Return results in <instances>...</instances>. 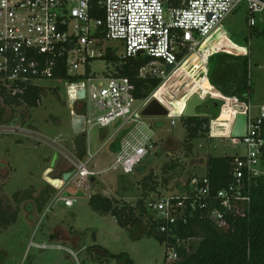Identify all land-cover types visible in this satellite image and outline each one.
<instances>
[{"label":"built area","instance_id":"obj_1","mask_svg":"<svg viewBox=\"0 0 264 264\" xmlns=\"http://www.w3.org/2000/svg\"><path fill=\"white\" fill-rule=\"evenodd\" d=\"M240 4L247 6L248 27H255V17L264 12V0H0V90L15 98L28 87H40L42 81H61L68 94L73 85L83 83V102L87 100L99 114L93 117L85 104L84 134L95 127L105 130L103 149L112 147L118 139V150L109 168L96 173L86 168L95 156L87 147L89 158L85 162L67 159L74 168L71 177L93 180L103 172L118 170L123 176L131 175L155 146L154 130L142 112L186 65L208 61L209 54L203 52L206 43ZM108 41L118 42L122 54L104 48ZM108 53L117 58H138L141 53L139 57L145 63L138 69V77L159 79L161 83L144 99L135 98L134 85L126 77L107 74L103 76L104 85L96 86L91 64L103 60L112 66L104 60ZM167 65L172 66L168 73ZM60 69L79 80L55 79ZM183 110L167 111L172 125ZM241 113L246 117L244 136L234 138L229 129V134L221 137L234 140L246 150L245 155L235 157L226 188L212 197L206 175H194L179 182L173 192L147 198L145 206L156 224L155 234L164 238L165 258L175 261V245L169 241L177 239L192 215L205 211L210 221L224 227L227 214L247 207L252 182L264 177V107L254 115L249 106L243 105ZM216 120L209 124L213 139L212 124ZM110 126L114 128L111 136L107 130ZM63 203L68 208L73 205L69 199ZM34 247L63 250L50 244ZM66 252L75 259V254Z\"/></svg>","mask_w":264,"mask_h":264},{"label":"rangeland","instance_id":"obj_2","mask_svg":"<svg viewBox=\"0 0 264 264\" xmlns=\"http://www.w3.org/2000/svg\"><path fill=\"white\" fill-rule=\"evenodd\" d=\"M255 22V27H248L247 6L240 4L222 22L218 30L221 37L208 41L203 49L209 57L225 52L249 58L251 91L245 107L249 106L254 115L260 107H264V41L258 35L264 31V12L255 17ZM104 48L112 49L119 55L123 52L119 43L114 41L105 42ZM198 63L186 65V69L170 79L148 106L153 105L155 111L158 108L167 115L169 110H185L187 102L196 96L202 104L195 108V116L211 118L217 115L212 124V137L216 139L210 137L209 128L203 137L191 142V152H188L186 127L181 118L174 117L175 124L172 125L166 115L148 117L146 121L155 133V146L139 166L142 167L139 171L135 170L128 176H123L119 170L107 171L94 177L93 181L80 176L75 179L70 177L61 190L51 194L40 212L33 209L36 212L34 215L29 209L20 208L16 222L0 234V264H118L103 255L101 249L107 250L110 255L125 253L133 264H173V260L164 256L165 245L153 235L133 240L110 213L94 212L89 206V198L100 195L110 199L118 208L127 206L135 209L144 195L150 198L156 193L173 192L179 182L194 175H205L206 161L210 156L245 155L243 146L235 145L234 140L221 138L229 134L226 131L233 129L235 116L242 114L243 105L223 98L211 88L207 80L208 61L205 60L202 65ZM91 70L98 86L104 85L103 76L112 74L114 67L103 60H96L91 64ZM39 84L43 95L36 108L3 105L0 96V166H4L0 168V197L7 200L20 190L32 188L36 194L43 190L47 185L44 177L49 168L53 170L64 163L67 170L74 172L67 161V157L74 154L71 149L74 136L71 131L73 108L70 109L65 85L61 81H42ZM85 104L93 117L99 115L87 100L79 102L76 111L85 108ZM213 120L210 119L209 124ZM107 130L109 136L114 132L112 126ZM103 132L106 133L95 127L85 135L89 153L95 154L86 166L88 171L102 172L113 162L112 150L102 147L100 136ZM88 158L87 154L82 161ZM54 174L51 172L48 177L53 178ZM150 175L151 178H148ZM144 181H148L149 185ZM153 186L155 191L150 193L148 189ZM66 199L73 201L72 207L64 206L63 200ZM25 210L29 211L28 219L23 212ZM135 214L139 212L136 210ZM148 217V213L143 217V232L151 228ZM49 232L60 240H50ZM135 233L139 236L141 232ZM64 235L75 239L78 248L85 249L77 255V262L69 258L66 250L34 247L59 244L70 249ZM192 242L197 243L195 240Z\"/></svg>","mask_w":264,"mask_h":264},{"label":"trees","instance_id":"obj_3","mask_svg":"<svg viewBox=\"0 0 264 264\" xmlns=\"http://www.w3.org/2000/svg\"><path fill=\"white\" fill-rule=\"evenodd\" d=\"M258 35L264 41V31ZM104 60L113 65V76L126 77L130 80L135 88L134 96L136 99L146 98L161 83L159 79H141L138 77V69L145 63L142 57L117 58L113 54L108 53ZM54 78L68 79L71 82L79 80L77 77H68L63 69L56 72ZM207 80L216 92L225 99L235 100L238 104L247 105L251 91L249 58L246 56H231L224 53L213 54L208 59ZM42 95V87H28L22 96L15 98L10 97L6 91L0 90V96L4 99L3 105L10 107L24 105L28 108H36ZM77 104L73 106L74 113L85 115L84 107L81 111H76ZM214 104L216 105V103ZM0 116H2V111H0ZM213 116L211 118L202 116L181 117V121L186 127L188 152H191V142L203 137L208 132L210 119L215 120L217 118L216 114ZM117 140L110 148L113 153L118 150ZM86 155L85 134L74 137L75 158L82 161ZM234 159L235 157L230 156H210L207 159L205 175L210 183L212 197L218 191L226 188L231 182ZM0 168L3 169L4 166H0ZM141 168H136V171ZM148 178H151V175ZM148 181H144L147 186L149 185ZM54 191L52 187L46 185L37 194L34 189L29 188L14 193L8 200L0 197V234L16 222L20 208H23V210L29 209L35 215L36 212H40L43 209ZM148 191L153 193L155 187H149ZM249 195L250 202L242 212H234L225 216L224 227H219L210 221L205 211L192 215L187 225L179 231L177 239L169 241V243L175 245L176 251V259L172 263L264 264V177L256 178L252 182ZM146 198L144 195L138 201L136 208L133 209L127 206L118 208L107 197L94 195L89 198V206L94 212L100 214L110 213L114 216L117 223L131 234L133 240H138L144 235H153L161 244H164V238L155 234L156 224L146 209ZM33 209H36V212ZM136 210L139 212L138 215L135 214ZM29 211H23L26 218L29 216ZM147 213L150 215L148 222L151 228L148 232H143L141 229L142 220ZM136 231L141 232L139 236H136ZM65 237L68 238L67 236ZM69 240L71 241L72 239L68 238ZM176 240H178V244ZM192 240L197 241V243H193ZM101 250L103 255L108 256L118 264H133V261L125 253L110 255L107 250Z\"/></svg>","mask_w":264,"mask_h":264},{"label":"water","instance_id":"obj_4","mask_svg":"<svg viewBox=\"0 0 264 264\" xmlns=\"http://www.w3.org/2000/svg\"><path fill=\"white\" fill-rule=\"evenodd\" d=\"M141 53L137 54V57L140 56ZM181 58V56H178V60ZM172 69L171 65H167L165 68L166 73H168ZM68 101L70 104V109L73 108L74 104L76 102H81L85 98V87L83 83H78L76 85H73L72 88L68 90ZM208 98H206L205 101H207ZM202 104V101L198 99L196 96L191 98L187 104L186 108L183 112V116L185 118L189 117H195V108ZM157 108V107H156ZM144 117H151V116H165L166 112L160 111V109L157 108V111H155L153 105L147 106L144 111L141 114ZM245 124H246V117L244 115H237L235 119V123L233 125V129L231 132V136L234 138H241L245 134ZM14 125V123H13ZM71 131L73 136H79L81 134H84L85 131V119L82 115H77L73 111L71 112ZM54 163L51 164V167H53ZM52 169L49 168L46 173L44 180L47 185L52 187L54 190H60L64 183L71 177V172L66 173L62 176V179H52L49 177H46L49 173H51ZM48 173V174H47ZM109 213H106L108 215Z\"/></svg>","mask_w":264,"mask_h":264},{"label":"crops","instance_id":"obj_5","mask_svg":"<svg viewBox=\"0 0 264 264\" xmlns=\"http://www.w3.org/2000/svg\"><path fill=\"white\" fill-rule=\"evenodd\" d=\"M221 37L220 36V34L219 33H217L216 35H215V37ZM214 37V38H215ZM218 53V52H217ZM219 53H222V52H219ZM224 54H227V53H225V52H223ZM228 55V54H227ZM231 56H236V55H231ZM238 56V55H237ZM209 83V82H208ZM210 84V83H209ZM210 87L211 88H213V86H211L210 85ZM214 89V88H213ZM215 90V89H214ZM216 91V90H215ZM224 98V97H223ZM104 136H105V133L103 132L102 134H101V136H100V140L102 141L103 139H104ZM75 137V136H74ZM111 148V147H110ZM110 148H108V149H110ZM72 150H73V153H74V138H73V142H72V148H71ZM68 158H72V159H74V160H77L76 158H75V156H74V154H73V157H67V159ZM52 172H54L55 174H54V177L52 178V179H62V176L64 175V174H66V173H69V172H71V170L69 169V170H67L66 169V167H65V164L64 163H62V165L61 166H59V167H57V168H54L53 170H51ZM48 176V175H47ZM91 181H93V180H91ZM56 191V190H55ZM49 235H50V240H52V241H58V240H60V239H58L57 238V236H55V235H52V233L51 232H49ZM63 238L65 239V240H67L68 241V238H66L65 237V235L63 236ZM70 241V240H69ZM69 243V248L71 249H68L67 247L66 248H64L65 246H61V245H54V246H60V247H62L63 248V250L65 251H70V252H72L73 254H75L76 256H75V259L74 258H72L71 256H69V258H72L74 261H76L77 262V255L79 254V253H81V252H83L85 249H83V247L82 248H78V245L77 244H75V239H72L70 242H68ZM65 245V244H64ZM76 247H77V250H75L76 249ZM54 250H57V249H54ZM57 251H61V250H57Z\"/></svg>","mask_w":264,"mask_h":264},{"label":"bare ground","instance_id":"obj_6","mask_svg":"<svg viewBox=\"0 0 264 264\" xmlns=\"http://www.w3.org/2000/svg\"><path fill=\"white\" fill-rule=\"evenodd\" d=\"M48 174V173H47ZM46 177H48L47 175H46Z\"/></svg>","mask_w":264,"mask_h":264}]
</instances>
